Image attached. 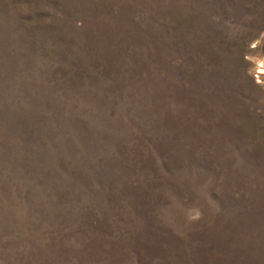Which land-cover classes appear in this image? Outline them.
Instances as JSON below:
<instances>
[{
  "label": "rangeland",
  "instance_id": "rangeland-1",
  "mask_svg": "<svg viewBox=\"0 0 264 264\" xmlns=\"http://www.w3.org/2000/svg\"><path fill=\"white\" fill-rule=\"evenodd\" d=\"M0 264H264V0H0Z\"/></svg>",
  "mask_w": 264,
  "mask_h": 264
}]
</instances>
